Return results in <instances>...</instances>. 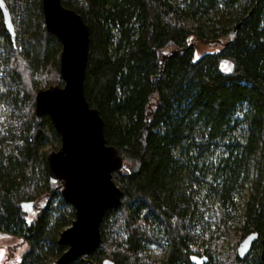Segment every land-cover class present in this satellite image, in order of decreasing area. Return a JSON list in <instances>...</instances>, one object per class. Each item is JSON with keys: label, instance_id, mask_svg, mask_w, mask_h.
Listing matches in <instances>:
<instances>
[{"label": "trees", "instance_id": "16d2710c", "mask_svg": "<svg viewBox=\"0 0 264 264\" xmlns=\"http://www.w3.org/2000/svg\"><path fill=\"white\" fill-rule=\"evenodd\" d=\"M6 2L16 37L0 10V236L27 244L19 264H55L76 212L64 182L51 180L48 156L62 136L37 116L36 98L64 86L62 43L46 28L43 0ZM62 4L90 29L85 96L124 164L113 173L122 202L107 211L99 248L67 264H264V0ZM192 38L220 49L196 59ZM233 229L238 239L221 256Z\"/></svg>", "mask_w": 264, "mask_h": 264}, {"label": "water", "instance_id": "95a60500", "mask_svg": "<svg viewBox=\"0 0 264 264\" xmlns=\"http://www.w3.org/2000/svg\"><path fill=\"white\" fill-rule=\"evenodd\" d=\"M7 32L15 41L16 31L6 0H0ZM47 30L62 43L61 76L64 86L41 90L36 98L39 118L49 115L62 136L61 148L48 156L52 182H64L62 195L75 208L76 219L66 228L59 243L68 250L55 262L67 264L96 251L102 240L101 225L107 211L119 208L123 192L113 173L124 167L119 151L107 145L104 120L85 96V76L90 53V29L75 10L62 0H43ZM236 31L233 32L234 36ZM32 203H23L26 207ZM34 205V204H33ZM257 233L247 236L238 248L245 258L258 240ZM261 258L264 262V241ZM194 264H207L209 259L192 256ZM96 264H115L110 259Z\"/></svg>", "mask_w": 264, "mask_h": 264}, {"label": "rangeland", "instance_id": "374dc122", "mask_svg": "<svg viewBox=\"0 0 264 264\" xmlns=\"http://www.w3.org/2000/svg\"><path fill=\"white\" fill-rule=\"evenodd\" d=\"M190 44L194 46L196 49L197 52L196 59L201 58V56L206 53H213L220 49L218 47V44L202 43L196 40L195 38H192L190 40ZM47 149L49 150V147H47ZM246 195L249 196V192ZM25 209L27 213H34V212L36 213L39 211L38 207L34 206L33 204L26 207ZM243 211H244V200L241 204V210L239 213L238 222L242 221ZM237 226H239V223L237 224ZM237 239H238L237 230L233 229L224 240V253L221 254V256L230 253V250H232V248L234 247ZM243 241L244 240H242L240 244ZM240 244L237 246V249L235 250L237 254ZM26 249H27V244H25L21 239L15 238L9 234L5 236H0V264H19L22 260L23 253L25 252ZM151 255L154 256L159 261H162L167 258L168 253L164 249H158L156 246H152ZM207 264H210V262H208ZM224 264H228V263H224Z\"/></svg>", "mask_w": 264, "mask_h": 264}]
</instances>
